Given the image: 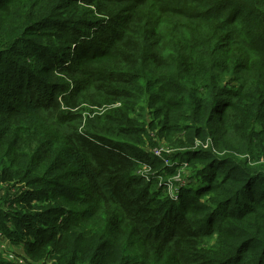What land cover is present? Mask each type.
Masks as SVG:
<instances>
[{
	"label": "trees",
	"instance_id": "obj_1",
	"mask_svg": "<svg viewBox=\"0 0 264 264\" xmlns=\"http://www.w3.org/2000/svg\"><path fill=\"white\" fill-rule=\"evenodd\" d=\"M1 236L35 264H264V0H0Z\"/></svg>",
	"mask_w": 264,
	"mask_h": 264
},
{
	"label": "rangeland",
	"instance_id": "obj_2",
	"mask_svg": "<svg viewBox=\"0 0 264 264\" xmlns=\"http://www.w3.org/2000/svg\"><path fill=\"white\" fill-rule=\"evenodd\" d=\"M157 138H161L162 139V141H159L158 142V145H157V147H154V148H152V149H150V151H152L153 153H154V155L155 156H157V155H160L161 154V156H162V154L164 155V157L167 159V160H171V159H173L172 157H170L169 156V154H170V152H171V150H170V146L167 144V141H165L164 139H163V137L162 136H157ZM173 151H175L176 149H172ZM153 155V156H154ZM154 156V157H155ZM152 159H155V158H152ZM173 163L171 162L170 163V165H172ZM188 165L187 164H182L181 166H179L178 168H177V175L175 176V177H173V178H171L169 175L168 176H166L161 182V184H162V187L160 188L161 189V191H163L164 192V190H165V187H167L168 188V185H169V196H170V194L172 193V192H174V191H176V190H178V189H180L179 188V186H177L175 183H179V181L180 182H182V181H184V179H183V176L184 175H188L189 174V172H190V170L188 171ZM156 181H157V184H158V182H160L158 179H156ZM173 181H175V182H173ZM172 185H173V187H172ZM172 187V188H171ZM181 190V189H180ZM166 191V190H165ZM179 195H180V193H179ZM181 196V195H180ZM180 197H178V199H179ZM177 199V198H176ZM177 199V202H179L180 200H178ZM0 241H1V244H2V249L4 250V254L6 253V257H8L9 259H15L16 260V262L17 263H19V264H35V262H31V260H29L28 258H26V257H23L24 255H25V252H24V250L22 249V248H20V247H17V246H15L14 244H11L10 242H9V240H8V238H6L5 236H1V238H0ZM8 247H10L9 249H10V251H7V248ZM37 263V262H36Z\"/></svg>",
	"mask_w": 264,
	"mask_h": 264
},
{
	"label": "built area",
	"instance_id": "obj_3",
	"mask_svg": "<svg viewBox=\"0 0 264 264\" xmlns=\"http://www.w3.org/2000/svg\"><path fill=\"white\" fill-rule=\"evenodd\" d=\"M162 155H163V154H162ZM157 156H160V157H161V154H160V155H157ZM146 171H148V170H146ZM145 177H146L148 180H150V172H149V171L146 173ZM172 187H173V185H172ZM172 187H171V188H172ZM168 188H169V185H168ZM168 188H167V190L169 191ZM179 193H180V191H179V189H178V190L172 192V193L170 194V196H171L172 198H174L175 200H177L178 197H179ZM176 198H177V199H176Z\"/></svg>",
	"mask_w": 264,
	"mask_h": 264
}]
</instances>
